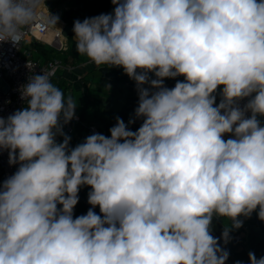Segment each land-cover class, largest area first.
<instances>
[{
    "label": "clouds",
    "instance_id": "9594fccd",
    "mask_svg": "<svg viewBox=\"0 0 264 264\" xmlns=\"http://www.w3.org/2000/svg\"><path fill=\"white\" fill-rule=\"evenodd\" d=\"M40 3L0 0V43L17 47L37 22L56 27ZM111 3L112 13L74 21L76 51L136 82L128 125L143 122L132 131L116 117L110 136L69 147L63 125L76 104L52 72L30 75L25 106L0 116V152L19 164L0 181V264H226L219 240L242 227L238 217L264 221V0ZM84 185L92 208L74 218ZM221 217L232 223L217 238Z\"/></svg>",
    "mask_w": 264,
    "mask_h": 264
},
{
    "label": "trees",
    "instance_id": "16d2710c",
    "mask_svg": "<svg viewBox=\"0 0 264 264\" xmlns=\"http://www.w3.org/2000/svg\"><path fill=\"white\" fill-rule=\"evenodd\" d=\"M64 4V5H63ZM49 8L57 13L60 8L63 9L61 17L70 27L71 31L68 32V48L59 51L49 44L43 43L38 40H33L31 44L34 45L33 52H37L36 59L46 61L48 59L59 57L66 64L80 65L87 61L89 58L85 55L79 54L76 51V41L74 39L73 23L79 19L83 21L85 18L94 17L102 13H112L115 5L111 0H49ZM61 9V10H62ZM107 71H101L100 67H93L84 76L81 81L85 86L91 89L90 92L82 96L84 106L81 109V117L86 123H97L106 136H110L109 129L113 118L120 117L129 121L134 117V110L138 106V93L136 82L128 77L119 67H107ZM99 76V81L94 87L93 78ZM152 76V74H150ZM152 78H155L152 76ZM177 80H184L183 76L176 78H165L164 82H168V88L175 86ZM148 87V85H145ZM221 100L219 93L216 94V103ZM143 122V118H136L135 122L129 127L130 130H137ZM76 132L80 135V140L75 138L74 133L63 132L70 136V147H75L78 143L91 135L89 130L81 124L75 125ZM63 139V136H61ZM5 180L3 177L2 168L0 166V181ZM91 190L90 186L84 185L80 187L78 196L79 201L73 209L74 218L79 215L86 214L89 208H92L88 201V193ZM59 207V206H58ZM97 214H100L99 206L93 209ZM258 211V210H257ZM231 220L228 217L214 218L212 224L211 234L214 237H221L224 228L231 227ZM244 227L248 229V236L239 241L234 238L236 234L243 231ZM231 239L227 244L223 239L219 240L222 248L229 251L230 255L226 264H235L237 260L242 264H249L248 253L252 251L257 258L264 256V221L258 219L257 212L254 211L250 217L245 220L244 226L238 229H231Z\"/></svg>",
    "mask_w": 264,
    "mask_h": 264
},
{
    "label": "built area",
    "instance_id": "2783aa9c",
    "mask_svg": "<svg viewBox=\"0 0 264 264\" xmlns=\"http://www.w3.org/2000/svg\"><path fill=\"white\" fill-rule=\"evenodd\" d=\"M41 0V3L38 8V13L42 14L46 17V15L42 11V5H46L47 10L50 11L48 2L49 0ZM52 15H56L50 11ZM63 24L60 35L64 40H61L56 36L53 41H48L44 38L45 34L51 27V24L44 25L40 22L35 23L30 29H28L20 44L15 47L9 42L0 43V116L7 118L10 114L15 112L18 109H22L25 106V102L21 99L20 95V87L25 84L30 75L34 74H43V72H52L51 81L55 80L60 69H73L77 66L66 64L61 58L54 57L48 59L46 61L36 59L32 55V50L28 48L23 49V45L25 42L31 43L34 39L41 41L43 43L49 44L52 47L56 48L59 51L66 50L68 48L67 36L63 34L64 26ZM28 38H31L32 41L28 42ZM93 66L96 65L91 61H87L80 66ZM100 67V66H96ZM102 67V66H101ZM78 68V67H77ZM81 68V67H80ZM78 79H82V75H78ZM168 82H164V85L168 87ZM219 93V91L217 92ZM248 98H244L239 101V105L243 107L247 103ZM250 115V113H247ZM259 118V117H258ZM125 124L128 125V120L123 119ZM81 124L89 130L90 134L94 133H103L105 129H102L97 123H86L81 117L80 112H75V117L67 124L63 125V130L69 133H74L75 138L80 140V135L75 130L76 124ZM116 124V118L112 119L111 126ZM128 125V127H130ZM105 135V134H104ZM106 136V135H105ZM225 139L232 138L231 134H225ZM58 142H62V138L60 135L56 137ZM70 147V146H69ZM0 166L2 168L3 177L7 179L11 176L19 167V164H9L8 151L4 150L0 152ZM248 236V229L244 227L243 231L239 232L234 236L236 240H243Z\"/></svg>",
    "mask_w": 264,
    "mask_h": 264
},
{
    "label": "crops",
    "instance_id": "0c3cea01",
    "mask_svg": "<svg viewBox=\"0 0 264 264\" xmlns=\"http://www.w3.org/2000/svg\"><path fill=\"white\" fill-rule=\"evenodd\" d=\"M57 15V13H56ZM59 18L62 20L63 24L65 23L62 19L61 15H59ZM78 67V68H77ZM73 69H60L57 77L53 81V84L56 85L58 88H60L65 97H71L73 102L76 104L75 112H80L81 109L84 106V103L82 101V96L85 93H88L91 91L87 86L83 84L81 80L78 79V75L84 76L90 69L93 68V66H77ZM81 67V68H80ZM80 72V73H79ZM79 73V74H78ZM78 74V75H77ZM75 88V89H74ZM77 90L79 92V95L75 97V91ZM261 120V123L264 124V117H259ZM238 219L243 221V225L245 224V218L244 216L238 217Z\"/></svg>",
    "mask_w": 264,
    "mask_h": 264
},
{
    "label": "rangeland",
    "instance_id": "374dc122",
    "mask_svg": "<svg viewBox=\"0 0 264 264\" xmlns=\"http://www.w3.org/2000/svg\"><path fill=\"white\" fill-rule=\"evenodd\" d=\"M64 5V4H63ZM62 8H60L59 10H57V15L59 16V15H61V13L63 12V9L61 10ZM50 11L51 12H53V13H55L54 11H52L51 9H50ZM58 23L60 24V33H61V29H62V26H63V22H62V20L59 18V21H58ZM28 42H31L32 41V39L31 38H28V40H27ZM67 42H68V38H67ZM24 48H28V49H31V50H33V48H34V45L33 44H31V43H27V42H25L24 43V45H23V49ZM56 49V48H55ZM32 55L36 58V56H37V52H33L32 51ZM80 73V72H79ZM78 73V74H79ZM77 74V75H78ZM93 80H94V83H92V85L95 87L96 85H97V82L99 81V76H96V77H94L93 78ZM75 89V88H74ZM75 91V97L76 96H78L79 95V92L77 91V90H74Z\"/></svg>",
    "mask_w": 264,
    "mask_h": 264
},
{
    "label": "bare ground",
    "instance_id": "6f19581e",
    "mask_svg": "<svg viewBox=\"0 0 264 264\" xmlns=\"http://www.w3.org/2000/svg\"><path fill=\"white\" fill-rule=\"evenodd\" d=\"M42 11H43V13L47 16V14H48V10H47V8H46L45 5H42ZM60 28H61V27H60V24H59V23L56 24V27H54L53 25H51L50 29H49L48 32L45 34L44 38H45L46 40H48V41H53L54 38H56V36H57V37L61 36V35H60ZM59 38H60L61 40H64L62 36L59 37Z\"/></svg>",
    "mask_w": 264,
    "mask_h": 264
},
{
    "label": "water",
    "instance_id": "95a60500",
    "mask_svg": "<svg viewBox=\"0 0 264 264\" xmlns=\"http://www.w3.org/2000/svg\"><path fill=\"white\" fill-rule=\"evenodd\" d=\"M70 31H71L70 27H67V26L65 25V26H64V30H63V34H64L65 36H67V35H68V32H70ZM99 69H100L101 71H107V68L104 67V66L100 67Z\"/></svg>",
    "mask_w": 264,
    "mask_h": 264
}]
</instances>
